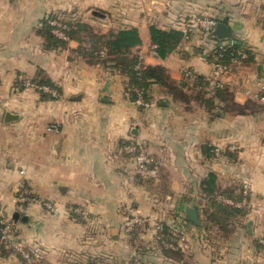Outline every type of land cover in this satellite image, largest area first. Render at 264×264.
<instances>
[{
	"label": "crops",
	"instance_id": "0c3cea01",
	"mask_svg": "<svg viewBox=\"0 0 264 264\" xmlns=\"http://www.w3.org/2000/svg\"><path fill=\"white\" fill-rule=\"evenodd\" d=\"M49 14L81 19L103 34L137 29L141 44L133 51L144 65L163 66L175 83L184 69L209 76L213 49L227 40L195 31L160 59L151 53L149 27L182 31L195 17L213 18L250 52L247 62L220 81L237 104L250 101L261 110L229 114L217 102L212 116L194 102L174 101L158 85L150 89L149 107L139 108L124 97L126 79L110 67L89 64L76 52V41L45 49L37 31ZM19 77L49 81L54 96L17 89ZM263 87L264 0H0V217L12 221L22 248L39 251L36 264L136 259L126 230L131 216L184 227L182 260L156 252L152 264H188V256L193 264H264V250L254 245L264 242ZM6 113L17 119L6 122ZM125 143L155 160L156 179L146 182L135 173ZM208 147L210 156L203 150ZM210 172L220 188L248 193L234 250L222 247L214 263L201 249L187 251L200 228L185 219V208L195 207ZM19 191L34 200L17 203ZM0 264L22 262L0 251Z\"/></svg>",
	"mask_w": 264,
	"mask_h": 264
},
{
	"label": "trees",
	"instance_id": "16d2710c",
	"mask_svg": "<svg viewBox=\"0 0 264 264\" xmlns=\"http://www.w3.org/2000/svg\"><path fill=\"white\" fill-rule=\"evenodd\" d=\"M92 15L94 17L101 16L99 12H93ZM64 16L66 15L63 14V16H59L57 14H49L42 21L41 27L38 29L37 33L43 38L45 49L53 50L64 48L68 41H76L78 43L76 52L81 57L85 58L89 64H100L104 67H110L126 79L124 92L128 93L129 101L131 102L140 94L143 101L150 104V89L153 85H158L163 88L174 101L181 103L194 102L204 107L212 116L215 115L214 112L219 107L216 104L217 102L222 105L220 109L229 114L246 115L261 110V106L250 101H247L243 105L237 104L233 99L232 93L225 85L210 86L209 83L205 81L204 76L192 73V76L188 77L182 73L181 81L175 83L170 79L167 70L163 66L144 65L140 56L133 51L141 44L138 31L135 28L108 31L103 34L95 31L93 26L86 21L81 19L70 20ZM50 20H57L60 24L65 26L64 29L60 30L63 34L62 38L57 37L53 33L55 27L49 24ZM188 23L189 22H185L184 25ZM203 33L206 34L205 32ZM191 35V33L185 34L183 31L175 28L162 30L155 26L149 27L151 44L155 46L156 57L160 59H165L168 55L175 52L182 41L189 40ZM231 41L232 45H227L222 48L216 46L213 49L210 61L212 65L232 66L235 72L236 63L247 62L250 58V52L236 39L233 38ZM242 56H244V58H242ZM30 82L55 89L47 80ZM16 85H18V83ZM38 92L42 97H47V93ZM124 145L136 147V151L134 152L124 151V154L131 158L140 151L139 147L133 143H125ZM203 150H205L208 156L211 155V152H209L211 148H203ZM152 167H156L154 159ZM143 180L151 181L152 179ZM200 191L201 195L199 196L209 203L210 209L209 211H205L206 217L204 219L202 218L201 225H196L199 228L206 224L208 225L207 227L214 226L217 230L226 233V228L228 226H236L238 221L245 218L248 213L247 206L237 207L227 204L224 201L230 200L234 203H238L245 200L248 202V193L244 194L243 190L238 188H220L217 185L214 173L210 172L207 177L201 181ZM71 215H78V211H71ZM182 221L184 222V220ZM10 222L12 223L11 220ZM137 229V226L133 227V229L127 233L128 237H134ZM172 238L170 227L166 224H160L158 228V246L160 253L166 258L181 261L183 256L181 249L178 247V244H176L177 240H175L174 243ZM129 241L130 244H133L132 238ZM254 245L257 248L264 249L261 247L263 245L258 242ZM0 251L16 254L22 264H36V260L34 262L24 260L14 250L1 242ZM106 260L107 259L103 257H95L88 258L86 262H77L76 264H108ZM135 260L136 259H132L131 262H135Z\"/></svg>",
	"mask_w": 264,
	"mask_h": 264
},
{
	"label": "built area",
	"instance_id": "2783aa9c",
	"mask_svg": "<svg viewBox=\"0 0 264 264\" xmlns=\"http://www.w3.org/2000/svg\"><path fill=\"white\" fill-rule=\"evenodd\" d=\"M49 24L55 27V29H53V33L57 37L62 38L63 34L60 30L64 29L65 26L60 24V22L57 20H50ZM216 24H217V21L214 20L213 18H209L207 16H199V17H195L194 19H192L188 24L183 25L182 31L185 34H188V33L193 34L195 31H201V32H205L206 34L210 35V33L214 30ZM227 45H232V41L227 40V41L221 42L217 45V47L222 48ZM151 53L154 56H156L155 46L151 47ZM242 58H244V56H242ZM238 63L239 62L236 63V66L238 65ZM182 73L185 76L191 77L193 72L188 69H184ZM233 73L234 71H233L232 66L212 65L211 74L205 77V81L208 82L210 86H220V85H223L222 82L220 81V78L223 76H229ZM21 88H32V89H35L36 91H41L43 93H47L51 96H54V92L48 86L33 84L27 81L26 79L19 77L17 89H21ZM263 90H264V87H263ZM124 97L125 99L129 100L128 93L124 92ZM132 103L142 108H147L150 105L149 103L143 101L140 94H138L137 98ZM123 150L125 152H134L136 151V147L132 145L124 146ZM133 160L135 164V173L138 176L142 177L143 179H153L154 180L157 178V175H158L157 169L156 167H152L153 159L151 157L139 151L137 155L133 157ZM244 194H246V190H244ZM33 200L34 199L31 198L26 193H24V191L17 192V195L15 196V201L17 203H25V202H30ZM224 201L227 204L235 205L237 207L247 206V202L245 200H242L241 202H238V203H234L230 200H224ZM47 207L49 209H52L50 205H48ZM142 223H143L142 219L137 218V219L130 220V226L137 225V224L139 225ZM0 242L7 245L9 248L14 250L17 254H19L24 260L28 262H34L39 257L38 250L36 249L27 250L21 247V245L17 242L15 238V229H14L13 224L10 222V220L4 219L2 217H0Z\"/></svg>",
	"mask_w": 264,
	"mask_h": 264
},
{
	"label": "rangeland",
	"instance_id": "374dc122",
	"mask_svg": "<svg viewBox=\"0 0 264 264\" xmlns=\"http://www.w3.org/2000/svg\"><path fill=\"white\" fill-rule=\"evenodd\" d=\"M146 181V180H145ZM148 182V181H146ZM193 206H195L201 215V217L204 219L206 217L205 211H209V203L202 199L200 196H196V200L192 203ZM142 219V224H137L130 226V220L132 219ZM182 221V220H181ZM183 222V221H182ZM231 224V223H230ZM137 226L138 229L135 233L134 237H128V240L131 238L133 239V244L129 243L130 248L133 250V253L136 255L135 262H131V260H128L126 263L122 262L119 263V261L112 260L111 262L106 260V263L108 264H152L154 253L160 252L159 246H158V228L160 226V223H158L155 219H151L150 217L146 216H131L126 220V230L127 232H130L133 227ZM203 225L200 228V231L197 232V238L196 240H199L198 243H196L194 237L190 238L192 241L187 244L188 252H197L199 249L203 250L206 254L209 256H213V259H210L209 262H215V254L222 248L224 252L233 251L234 247L233 245L237 242V227L236 226H228L226 228V233L221 232L217 230L214 226ZM171 234L173 236L172 240L176 244L181 241V237L185 233L184 227L174 226L170 227ZM130 242V241H129ZM263 245L262 243H260ZM264 250V249H261ZM188 260H185V263L193 264L194 259L191 258V256H188ZM80 262H86L88 259H80ZM79 262V261H77Z\"/></svg>",
	"mask_w": 264,
	"mask_h": 264
},
{
	"label": "water",
	"instance_id": "95a60500",
	"mask_svg": "<svg viewBox=\"0 0 264 264\" xmlns=\"http://www.w3.org/2000/svg\"><path fill=\"white\" fill-rule=\"evenodd\" d=\"M210 36L217 40H228L232 38V34L230 29L224 24V23H217L214 30L210 33ZM17 119L15 115H11L9 113H6L5 115V121H13ZM14 217H18L17 214L14 215ZM185 219L188 222H191L194 225L200 224V218H199V212L196 207H186L185 208Z\"/></svg>",
	"mask_w": 264,
	"mask_h": 264
}]
</instances>
